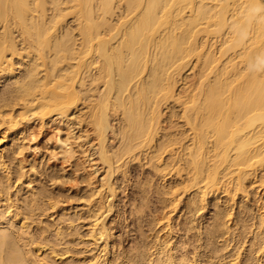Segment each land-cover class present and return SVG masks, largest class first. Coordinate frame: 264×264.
Returning a JSON list of instances; mask_svg holds the SVG:
<instances>
[{"label": "bare ground", "instance_id": "1", "mask_svg": "<svg viewBox=\"0 0 264 264\" xmlns=\"http://www.w3.org/2000/svg\"><path fill=\"white\" fill-rule=\"evenodd\" d=\"M0 25V81L9 82L0 92V108H11L0 111V174L12 169L5 159L8 131L22 136L36 121L42 128L56 124L57 133L67 128L65 136L56 133L55 139L62 159L81 155L84 162L102 164L100 186L91 195L106 193L98 204L106 209H96L89 229L95 243L103 242L100 264H119L124 258L113 255L106 222L116 196L112 180L124 158L145 150L160 170H187L186 189L193 188L185 206L191 213L189 230L198 228V213L211 204L210 196L227 192L235 200L247 194V181L264 172V0H0ZM194 57L198 86L178 94L180 77ZM170 100L182 103L192 137L179 152L169 149L175 153L165 164L163 154L184 140L167 137L156 143L163 106ZM80 101L87 109L82 120L94 134L91 152L73 128L81 118ZM23 187L33 192L30 182ZM215 200L219 209L207 235L218 254L215 238L229 232L225 219L232 208L223 209ZM175 202L179 205L180 198ZM5 212L0 210V264H67L69 257L62 259L66 251L51 253L62 262H49L48 254L35 257L41 243L31 250L26 217ZM259 216L252 253L264 248V215ZM168 221L154 250L137 254L134 264H194L197 257L177 256L181 244L172 241ZM13 236L24 242L26 252L8 249ZM238 250L236 264L253 262L252 256L242 262L245 250Z\"/></svg>", "mask_w": 264, "mask_h": 264}, {"label": "rangeland", "instance_id": "2", "mask_svg": "<svg viewBox=\"0 0 264 264\" xmlns=\"http://www.w3.org/2000/svg\"><path fill=\"white\" fill-rule=\"evenodd\" d=\"M67 19L69 22L72 20L71 16H68ZM19 58V55L14 56L15 60ZM196 62L194 57L190 65L183 71L177 86L178 94H182L185 89L196 90L199 81L198 69L195 68ZM7 83L9 82L5 79L0 81V92ZM21 103L22 101H19L14 106V111L19 110ZM85 104L84 101L78 103L81 118L75 119L71 125H75L73 128L77 134L83 135L82 143L84 142L87 151L91 152L89 142H92L94 134L87 120H82L83 113L87 110ZM0 109V111L11 110L10 106ZM114 123L118 126L117 120ZM55 126L56 124H51L42 128L40 122L36 121L32 129L27 130L26 134L24 133L22 136L20 134L16 137L15 132L8 131V141H10L7 144L5 159L9 169H12H8L11 171V175H8L9 171L0 174V210L6 211L5 214L9 210L12 213L20 211V215L26 217V221L29 222L28 230H30L27 237L30 236L32 239H29V243H33L32 248L30 247L31 250L33 249L34 252L35 246L41 243L42 249L40 252L35 251L34 255L40 253L41 257H45L48 254L49 256L46 255L48 258H45L49 262L54 260L62 262L61 260L57 261L58 258L53 257L51 253L64 254L66 251L62 259L65 260L69 257L68 260H65L67 264H100L97 261L100 255L99 251L102 249L100 247L103 244H101L102 241L100 243L93 241L89 229L94 216L102 210L105 212L106 209L105 205H103V209L101 208L102 210L98 205L100 201L106 200V193L100 195L102 199L97 195H91L93 190L100 186L98 179L103 170L102 164L96 159L92 162H84L85 157L83 158L81 155L70 160L62 159L60 152H57L61 149L55 146V139L59 134V137L65 136L67 128L64 127L62 132L57 133L56 130L59 127L55 128ZM161 126L162 129L157 136L156 143L167 139V137L176 139L184 137L183 142L171 145L168 151L163 154L161 162L166 161V164L167 161H170V153H175L174 151L169 152V149L174 148L172 150L179 152L182 150V143H190L192 137L190 126L183 117V105L180 101L170 100L163 106ZM34 132L35 138L31 135ZM16 138L17 143L14 140ZM111 142L116 141L111 140ZM32 143L37 145L36 150L27 148V146L33 145ZM144 151H138L132 158H124L120 162V170L112 180L117 189L113 201L114 207L110 212H107L106 222L112 232L113 255L124 257L120 259L119 264L125 262L134 264L137 254L141 252L147 254L154 250L156 236L164 235L168 229L169 217L174 229L172 235L175 234L172 241L181 244L177 256L185 253L189 258L197 257L194 264H236L235 261L238 260L236 252L240 249V251L245 250L239 257V259H243L242 262L252 256L251 264H264V251H262L264 248L256 253H252L250 249L254 236L258 233L259 215H264V176L262 177L264 172H258L259 176L252 177L247 181L248 192L244 196L237 194L235 200H231L227 192L210 196L211 204L201 210L198 213L199 216L197 214L199 218L201 217L200 219L195 217V219L197 218L195 225H198V228L189 230L187 227L191 213L185 206L190 198V193H193V188L186 189L189 183L187 170L180 173L173 168H171L173 170L170 168L160 170L157 167L158 162L155 161L153 164L151 158ZM58 153L59 158H56ZM52 154H56V156ZM32 165L34 170L36 169V174L33 173V175L31 174ZM93 169L99 171L94 173ZM28 182L33 186L34 194L33 192L29 194L23 189V186H26ZM176 197L181 200L177 206L175 205ZM215 197L218 198L221 208H232V214L225 219L229 226V232L215 238L214 248L215 246L219 247L218 254L215 253L216 250L214 252L213 245L209 244L207 235L219 209V206L214 205ZM247 205L251 210H246ZM199 231L202 232L201 235L198 234ZM10 238L8 249L16 248L24 252L27 251V246L23 241L14 236L13 239Z\"/></svg>", "mask_w": 264, "mask_h": 264}]
</instances>
